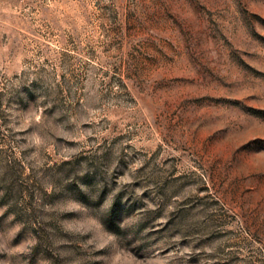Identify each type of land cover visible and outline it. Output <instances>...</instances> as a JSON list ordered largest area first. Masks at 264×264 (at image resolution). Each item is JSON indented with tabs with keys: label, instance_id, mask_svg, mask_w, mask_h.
I'll return each mask as SVG.
<instances>
[{
	"label": "rangeland",
	"instance_id": "374dc122",
	"mask_svg": "<svg viewBox=\"0 0 264 264\" xmlns=\"http://www.w3.org/2000/svg\"><path fill=\"white\" fill-rule=\"evenodd\" d=\"M0 264H264V0H0Z\"/></svg>",
	"mask_w": 264,
	"mask_h": 264
}]
</instances>
